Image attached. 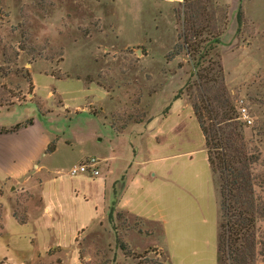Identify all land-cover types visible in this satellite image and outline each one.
<instances>
[{
	"label": "rangeland",
	"instance_id": "1",
	"mask_svg": "<svg viewBox=\"0 0 264 264\" xmlns=\"http://www.w3.org/2000/svg\"><path fill=\"white\" fill-rule=\"evenodd\" d=\"M214 62L235 111L232 124L247 151L259 155L251 172L262 179L264 0H0V106L37 107L49 118L39 119L43 127L57 128L68 142L46 159L51 174L37 179L53 200V219H40L36 191L9 193L19 194L17 216L26 219L28 212L31 220L24 227L7 222L0 261L59 264L58 255L73 264L76 234L85 228L77 239L85 264H111L114 255L116 264H135L115 248L116 235L133 253L159 261L219 264L220 181L208 166L192 108L200 104L194 74L213 70ZM240 108L251 125L238 119ZM29 111L16 107L9 121ZM82 155L100 160L97 178L69 174ZM123 176L137 182L127 183L126 203L117 209L123 180L115 179ZM257 226L264 241V220ZM51 245L63 250L44 255Z\"/></svg>",
	"mask_w": 264,
	"mask_h": 264
},
{
	"label": "trees",
	"instance_id": "2",
	"mask_svg": "<svg viewBox=\"0 0 264 264\" xmlns=\"http://www.w3.org/2000/svg\"><path fill=\"white\" fill-rule=\"evenodd\" d=\"M186 1L192 0H182L183 3ZM191 5L190 3V7ZM201 17L207 22V15L201 14ZM192 18L197 19L198 16ZM193 25L194 22L191 25L192 29ZM208 27L210 26L205 25L201 29L206 30ZM213 33L212 42L219 44L220 34ZM199 34L195 32L194 36ZM182 38L184 43L188 44L187 36L183 35ZM200 56H205L204 52H201ZM214 64L216 68L213 70L203 69V73L194 74L199 81L196 87L200 91V104L195 102L192 108L204 138L208 164L220 181L221 223L217 246L218 260L219 264H257L259 259L264 260V241L260 238L261 229L257 226L264 220V197L262 195L264 176L260 179L251 172V165L258 162L259 155L247 151V144L241 130L237 125L232 124L236 118V116L233 117L235 111L226 96L220 63L214 62ZM216 84L220 86L219 89L214 88ZM212 91H214V96L210 95ZM178 98L179 96L176 95L175 99ZM169 108L170 106L166 108L163 115L168 113ZM237 117L239 119V113ZM207 121L212 124L208 125ZM16 128L18 126L14 129ZM54 149V145L51 144L47 151L53 152ZM113 213L114 207L111 206L108 213L109 224L113 222ZM115 248L124 256L135 259V264H172L149 258L147 252L133 253L118 235L115 236ZM79 257L81 263L85 264L82 262L83 256L80 251ZM111 264H116V255L113 256Z\"/></svg>",
	"mask_w": 264,
	"mask_h": 264
},
{
	"label": "crops",
	"instance_id": "3",
	"mask_svg": "<svg viewBox=\"0 0 264 264\" xmlns=\"http://www.w3.org/2000/svg\"><path fill=\"white\" fill-rule=\"evenodd\" d=\"M16 107L22 110L24 108H28L30 110L29 115H26L20 121H9L8 116ZM64 107L65 106L63 105L62 108ZM2 115L5 116V119H1V117H3ZM167 116L168 113L165 117H163V119H165ZM39 119L43 122L49 120V118H47L46 116H42L39 113L37 107L30 106V104L28 106H22L19 104L13 105L11 107L0 106V235L8 233V227L6 224L11 219L18 227H24L30 223L31 216L28 212L27 216H25L26 219H23L24 221L21 222L22 219L17 216V213L13 209V204L15 203L17 196L26 191L32 194H34V192L36 191V193L40 196L42 202V211L39 215L40 219H53V200L44 197V195L41 193L42 181L39 184L37 179L40 176L43 177L42 175L51 174L52 168L51 166H49L46 159L48 157H51V155L56 152L59 144L63 143L68 145V142L62 141L64 134H62L57 128L52 130H49L51 128H44ZM152 121L153 120H151L149 124ZM16 126H18V128L14 129ZM52 141H55V149L53 152H48L47 149ZM134 154L135 158H137L138 153L134 151ZM86 158L87 156L85 155L80 156L78 163L82 162ZM95 158L98 157L95 156ZM104 160H106V158H103V161ZM131 166L132 165H129V168H131ZM112 168V163L109 162L107 165L106 173L111 171ZM150 175L152 177H155V172H151ZM123 178L124 176L120 179H115V183L122 181ZM81 179H88V177L81 176ZM127 179L122 181V189L119 195L117 209L124 207V204L126 203L124 192L126 190L127 183L129 184L132 182L134 184L137 182V177H130L128 179L129 181ZM113 184L111 185V187L114 186ZM100 185L104 193L106 190L105 179L100 180ZM14 189L19 194L10 196L9 193ZM37 222H39V220H37ZM45 226H47L46 223ZM82 226L83 225H81L80 227ZM85 231V228H81V230L76 234V238L74 241V250L72 252L71 258L73 264H82L79 257L80 243L77 241V239L81 237V234ZM55 248L58 250V252H61L63 250V248L59 245H51L44 249L43 254L47 255V253L51 251V249ZM53 258L55 260L59 259V264H65L58 255H56L55 257L53 256ZM0 262H3V264H8L5 263L4 260ZM258 264H264V262L261 261Z\"/></svg>",
	"mask_w": 264,
	"mask_h": 264
},
{
	"label": "built area",
	"instance_id": "4",
	"mask_svg": "<svg viewBox=\"0 0 264 264\" xmlns=\"http://www.w3.org/2000/svg\"><path fill=\"white\" fill-rule=\"evenodd\" d=\"M239 119L246 125H251L252 121L248 112L245 108L238 110ZM100 160L95 157H89L84 159L82 162L71 167L69 174L71 176L85 175L92 179L97 178L100 175L99 172Z\"/></svg>",
	"mask_w": 264,
	"mask_h": 264
}]
</instances>
